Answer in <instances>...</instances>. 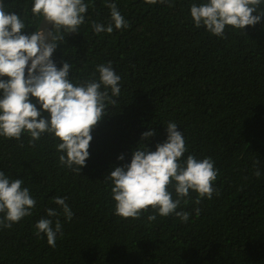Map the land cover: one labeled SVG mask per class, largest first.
<instances>
[{"label": "trees", "instance_id": "obj_1", "mask_svg": "<svg viewBox=\"0 0 264 264\" xmlns=\"http://www.w3.org/2000/svg\"><path fill=\"white\" fill-rule=\"evenodd\" d=\"M84 2L88 10L79 33L67 35L52 59L57 68L64 61L71 65L74 85L98 80L97 67L110 62L121 92L91 133L81 173L60 163L65 153L57 151L61 141L52 134L44 133L34 146L27 133L19 141L0 136V171L23 180L36 200L30 216L0 228V264H264V20L245 32L228 26L220 38L196 28L191 17L192 4L206 0H170L172 7L146 0ZM109 2L129 26L118 30L113 24L111 34H97L93 22H111ZM33 3L3 0L25 23V35L41 23ZM171 122L185 139L182 160L193 155L214 162L212 198L196 204L198 194L190 190L177 209L190 213L187 223L151 209L140 219L117 216L106 176L130 164L140 143L155 151ZM150 130L156 135L142 140ZM54 197L66 198L74 213L70 222ZM48 208L58 216L48 217ZM153 214L156 220L149 221ZM41 218L52 219L53 227L56 219L62 224L54 248L45 234L35 235Z\"/></svg>", "mask_w": 264, "mask_h": 264}, {"label": "clouds", "instance_id": "obj_2", "mask_svg": "<svg viewBox=\"0 0 264 264\" xmlns=\"http://www.w3.org/2000/svg\"><path fill=\"white\" fill-rule=\"evenodd\" d=\"M146 2L174 6L170 0ZM262 3L264 0H206L200 5L193 3L190 11L196 28L205 27L212 35L225 38L228 26L245 32L246 27L264 20V11H258ZM107 7L111 10V22L106 27L93 22L97 34H111L113 24L118 30L129 26L115 3L109 2ZM87 10L84 0H34L31 11L41 24L31 35H25V23L18 14L7 11L0 0V77L8 78L0 79V136L19 141L27 133L33 143L44 133L52 134L61 141L57 151L65 153L59 156L60 163L77 173L86 167L90 157L92 131L106 115L107 106L117 103L113 97L118 98L121 92V78L110 62L97 67L98 80L93 77L74 85L69 79L71 65L64 61L57 68L52 59L67 35L79 33ZM44 22L52 29L42 30ZM42 112L50 118H44ZM166 129L167 140L157 144L155 151L140 143L143 147L133 151L130 164L114 167L106 176L113 185L111 195L117 216L140 219L151 209L161 217L174 214L187 223L190 213L177 209L182 201L187 202L190 190L198 194L196 204L204 198L211 199L216 191L213 184L218 170L214 162L193 155L182 160L187 152L182 132L175 122L168 123ZM155 135V130L147 131L142 140ZM118 159L123 161L125 157ZM254 175L259 177L261 173L257 170ZM23 183L21 179L10 180L0 171V228H11L32 214L36 200L22 187ZM169 189H174L175 199ZM65 200L54 197L52 202L62 208L70 222L74 213ZM195 211L198 215L200 209ZM47 216L57 217L58 212L48 208ZM156 218L155 214L147 217L149 221ZM35 227V235L45 234L54 248L57 234L62 235L60 220L56 219L53 227L52 219L41 218Z\"/></svg>", "mask_w": 264, "mask_h": 264}, {"label": "water", "instance_id": "obj_3", "mask_svg": "<svg viewBox=\"0 0 264 264\" xmlns=\"http://www.w3.org/2000/svg\"><path fill=\"white\" fill-rule=\"evenodd\" d=\"M41 24V23H40ZM40 27V26H39ZM42 30H44V31H49V30H51L52 29V25H49L47 22H44L43 24H42ZM30 66V65H29ZM26 72H27V70H26ZM0 79H3V80H5V79H7V77H0Z\"/></svg>", "mask_w": 264, "mask_h": 264}]
</instances>
